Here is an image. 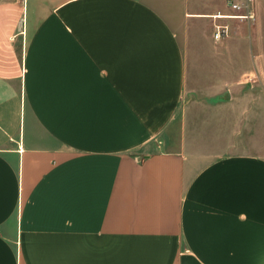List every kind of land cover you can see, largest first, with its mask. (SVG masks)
<instances>
[{
    "label": "crops",
    "instance_id": "1",
    "mask_svg": "<svg viewBox=\"0 0 264 264\" xmlns=\"http://www.w3.org/2000/svg\"><path fill=\"white\" fill-rule=\"evenodd\" d=\"M217 12L238 13L0 0V264H264V155L210 158L188 130Z\"/></svg>",
    "mask_w": 264,
    "mask_h": 264
},
{
    "label": "rangeland",
    "instance_id": "2",
    "mask_svg": "<svg viewBox=\"0 0 264 264\" xmlns=\"http://www.w3.org/2000/svg\"><path fill=\"white\" fill-rule=\"evenodd\" d=\"M250 8L253 18L216 19L227 26L220 39L213 37L210 18V38L200 42L198 53L188 55V130L194 148L210 158L264 155V0H252ZM210 68L222 76L209 80ZM222 77L228 79L224 85L213 84Z\"/></svg>",
    "mask_w": 264,
    "mask_h": 264
},
{
    "label": "built area",
    "instance_id": "3",
    "mask_svg": "<svg viewBox=\"0 0 264 264\" xmlns=\"http://www.w3.org/2000/svg\"><path fill=\"white\" fill-rule=\"evenodd\" d=\"M252 0H228V5L231 9L238 11L234 14H223L215 13L211 17L214 19V30L213 37L215 39H220L224 34L227 33V26L224 24L216 23V19L225 17H236V18H253V11L250 8V2ZM240 11V12H239Z\"/></svg>",
    "mask_w": 264,
    "mask_h": 264
},
{
    "label": "water",
    "instance_id": "4",
    "mask_svg": "<svg viewBox=\"0 0 264 264\" xmlns=\"http://www.w3.org/2000/svg\"><path fill=\"white\" fill-rule=\"evenodd\" d=\"M225 96H226V94H225Z\"/></svg>",
    "mask_w": 264,
    "mask_h": 264
}]
</instances>
